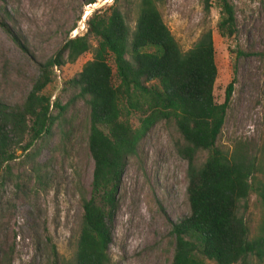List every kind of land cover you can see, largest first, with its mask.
I'll use <instances>...</instances> for the list:
<instances>
[{"label":"trees","instance_id":"16d2710c","mask_svg":"<svg viewBox=\"0 0 264 264\" xmlns=\"http://www.w3.org/2000/svg\"><path fill=\"white\" fill-rule=\"evenodd\" d=\"M212 1L204 0L207 11ZM163 2L113 0L88 18L83 35L66 39L40 64L39 76L21 104L0 103V196L2 174L10 172L17 150L26 153L25 163L39 173V151L28 153L34 143L56 132L61 144L69 141L75 105L81 102L88 109L87 148L93 161L89 195L81 198L74 252L58 264H110L124 171L146 135L161 123L179 134L177 152L188 164L189 214L169 222L171 264L264 262V138L259 146L238 142L228 150L219 145L234 83L226 87L224 102L217 104L212 31H203L188 51H182L163 21ZM216 2L217 33L231 40L237 33L233 0ZM0 24L8 34L7 26ZM85 54L91 59L63 83V92L70 93L67 101H52V94L44 91L53 85V71ZM199 154L205 155L202 162ZM252 197L260 205L261 219L256 235L250 237L245 216Z\"/></svg>","mask_w":264,"mask_h":264},{"label":"rangeland","instance_id":"374dc122","mask_svg":"<svg viewBox=\"0 0 264 264\" xmlns=\"http://www.w3.org/2000/svg\"><path fill=\"white\" fill-rule=\"evenodd\" d=\"M113 0L86 5L85 0H0V103L21 104L39 76V66L66 39L83 35L86 21ZM237 33L231 40L217 33L220 10L216 0L207 11L204 0H164L162 18L182 51L210 29L217 79L214 98L224 102L226 87L233 93L218 143L231 150L238 142L259 146L264 138V0H233ZM5 15V17H3ZM3 17V19H2ZM2 19V20H1ZM132 26V21H128ZM233 52H243L236 57ZM91 59L55 70L45 94L66 102L63 83ZM113 68V63L109 64ZM74 131L60 143L59 134L40 138L28 151H39L34 174L20 150L10 172L2 174L0 196V264H58L74 252L81 219V198L89 195L93 161L87 148L88 109L78 102ZM26 140L28 138L26 137ZM181 142L172 126L156 125L128 160L122 177L119 209L109 248L110 264H171L173 239L169 222L189 214L186 198L187 161L177 152ZM205 155L199 154L202 162ZM36 176L40 178L36 179ZM87 193V194H86ZM261 208L251 198L245 216L250 237L256 235ZM250 264H264L252 261Z\"/></svg>","mask_w":264,"mask_h":264},{"label":"water","instance_id":"95a60500","mask_svg":"<svg viewBox=\"0 0 264 264\" xmlns=\"http://www.w3.org/2000/svg\"><path fill=\"white\" fill-rule=\"evenodd\" d=\"M94 4V3H93Z\"/></svg>","mask_w":264,"mask_h":264}]
</instances>
